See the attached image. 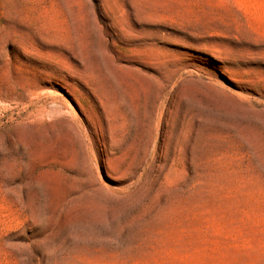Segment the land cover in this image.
Returning <instances> with one entry per match:
<instances>
[{
  "label": "rangeland",
  "instance_id": "obj_1",
  "mask_svg": "<svg viewBox=\"0 0 264 264\" xmlns=\"http://www.w3.org/2000/svg\"><path fill=\"white\" fill-rule=\"evenodd\" d=\"M0 264H264V0H0Z\"/></svg>",
  "mask_w": 264,
  "mask_h": 264
}]
</instances>
